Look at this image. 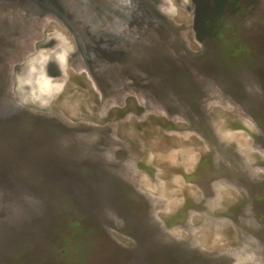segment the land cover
Masks as SVG:
<instances>
[{
	"label": "rangeland",
	"instance_id": "374dc122",
	"mask_svg": "<svg viewBox=\"0 0 264 264\" xmlns=\"http://www.w3.org/2000/svg\"><path fill=\"white\" fill-rule=\"evenodd\" d=\"M0 264H264V0H0Z\"/></svg>",
	"mask_w": 264,
	"mask_h": 264
},
{
	"label": "bare ground",
	"instance_id": "6f19581e",
	"mask_svg": "<svg viewBox=\"0 0 264 264\" xmlns=\"http://www.w3.org/2000/svg\"><path fill=\"white\" fill-rule=\"evenodd\" d=\"M188 157V156H187Z\"/></svg>",
	"mask_w": 264,
	"mask_h": 264
}]
</instances>
